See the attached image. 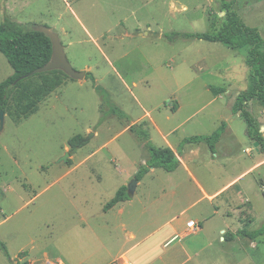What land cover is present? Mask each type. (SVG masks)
Returning a JSON list of instances; mask_svg holds the SVG:
<instances>
[{
  "label": "rangeland",
  "instance_id": "rangeland-1",
  "mask_svg": "<svg viewBox=\"0 0 264 264\" xmlns=\"http://www.w3.org/2000/svg\"><path fill=\"white\" fill-rule=\"evenodd\" d=\"M221 1L77 0L73 8L96 47L65 9L63 0H0V23L8 16L22 25L49 28L58 36L72 68L83 72L88 67L95 81L94 85L90 79L82 83L70 79L18 124L4 115L0 134V242L10 258L0 252V264L26 263L24 253L43 264V252L49 255L47 262L55 263L56 243L70 257L74 228L81 238L76 237L77 243L90 240L84 264H102L100 255L106 257L103 247L111 246V241L113 257L103 264L118 263L117 241L123 233L106 228L101 211L125 181L127 185L132 181L127 180L128 169L135 165L138 170L142 160L149 159L143 142L129 132L119 133L146 112L164 132L176 127L177 137L186 139L208 136L223 124L235 132V141L243 144V150L248 146L256 157L253 142H242L245 123L231 111L236 96L247 89L246 48L236 52L218 43L183 36L208 32L210 15L224 16L225 12H218ZM235 8L243 23L257 29L264 40V0H237ZM12 74L0 53V83ZM95 86L104 93L102 106ZM218 87L225 88L226 93L216 95L210 90ZM114 106L123 112L124 119L112 114ZM247 110L256 123H264L261 104L250 102ZM147 132L151 145L164 146L150 125ZM76 136H81L84 144L75 151V161L92 157L81 169L70 172L72 165L60 159L70 155L68 141ZM171 138L175 142V137ZM225 149L234 151L239 159H227L226 174L215 185L237 175L252 161L229 140L224 142ZM221 153L214 158L219 163L224 159ZM217 167L215 162V173ZM238 188L243 189L242 198L250 202L241 203L237 197L233 199L235 189L228 191L214 202L222 215L217 223L224 231L235 227L238 220L247 230L263 227L264 164L241 178ZM229 199L231 208H239L236 217L227 218L230 209L221 206V201ZM221 236L217 229L211 236L208 255L203 252L193 263L264 264V237L253 241L240 238L241 245L226 241L227 236L226 242L220 241Z\"/></svg>",
  "mask_w": 264,
  "mask_h": 264
},
{
  "label": "crops",
  "instance_id": "crops-1",
  "mask_svg": "<svg viewBox=\"0 0 264 264\" xmlns=\"http://www.w3.org/2000/svg\"><path fill=\"white\" fill-rule=\"evenodd\" d=\"M63 1L65 9L69 11L72 18L81 26L86 37H89V40L96 44L95 39H92L93 37L89 30L80 22L73 8V4H76L77 0ZM83 72H85V75L86 73H90L88 67H85ZM69 80L70 79L65 80L64 83L68 84L67 82H69ZM84 80L85 78L76 82L82 83ZM70 81L74 82L73 80ZM231 111L233 112L232 108ZM236 113H238L239 116L241 114L240 111ZM145 118H147V121ZM257 123L260 126L259 131L262 135L261 130L264 127V123L258 120ZM140 124H142L145 130L149 128V125L152 127L154 132L162 139L164 145L162 148L171 149L177 156L179 166L173 172H166L160 168L150 169L149 172L137 182L134 195L130 200L120 202L106 212H104V210L101 211L102 214H104L102 220H104L106 228L112 229L114 232L121 230L123 233L122 237L117 241L119 244L116 252V258H118L117 264H123L124 261L129 264H195L193 263L194 259L199 258L203 252L205 255H208L206 251H208L209 246H211V236L216 233L217 229L218 234L223 235L219 240L224 242H226L224 240L225 236L229 234L237 235L239 230L245 229L241 221L235 218L239 223L235 227L228 228V231H224V229L221 228L224 226L217 223V220L221 218L220 216L222 215L219 207L216 206L214 202L233 189H235L233 199L237 197L240 199L239 201H241V203L248 202L249 200L242 198L241 191L243 189L238 188V183L241 178L247 175L249 176L252 172L263 166L264 154H261L258 150V152L256 151V157H254L253 154L250 153L252 150H250L248 146L243 150V144L241 145L239 141H235V132L231 129H226V126L223 124L216 128V130H218L220 127H223V132L214 146V153H212L204 143L185 144L184 140L186 138L177 137L178 128L174 127L164 132L156 121L151 118L149 112L144 113L137 122L131 121L119 133L129 132V125ZM97 133L98 132H95L93 137H96ZM119 133L117 135H119ZM172 136L175 137V142L171 140ZM228 140L232 146L235 144V146L241 149V154L249 156L252 161L249 162L247 168H243L237 175L215 185L214 182L218 181V179H221L226 174L227 159L230 160L233 157L236 158V160L239 159V157L234 155V151L228 153V149L224 150V142ZM242 142H248V144L250 142L246 130L244 131ZM200 145H204L205 149ZM102 147L103 146L100 148ZM245 150L247 153H245ZM219 151H222L221 157H224L222 162H220L221 164L214 160V158L216 159L218 157ZM208 152L211 156L208 155ZM74 154L75 152L70 154L68 157L70 159L67 158L66 161L67 166L70 167L72 165L70 172H76L81 169L90 157H92L91 154L79 161H75ZM215 162L218 165L217 173L212 169ZM145 163L146 160L143 159L140 165H144ZM136 167L137 166L134 165L133 168L128 169L127 180L134 178L135 174L138 172ZM201 167L203 170L205 169V172L200 171ZM131 173H133V177ZM124 186H127L126 181L121 187ZM231 201V199L224 200V202L221 201V206H228L230 209L229 213L225 215L227 218L236 217L237 212H239L238 207L231 208V203H229ZM83 222L85 225L84 227H86V224L89 226V220L86 221V224L85 221ZM189 223H193V227H188ZM74 230L75 228L71 230V238L69 240V246L71 245V256L67 257L60 250L58 243H56V262H47L46 259L49 255L47 252H43V264H84L85 250L86 248L88 251L90 250V240L82 239L77 243L76 237L79 239L81 238L78 235V230L76 233ZM262 237L264 236L258 238ZM200 239H203L202 241L204 242L206 241V244H204V242L201 243ZM239 240L240 237L236 236L235 239L230 242L242 245ZM113 242L114 241H111V246L107 245L103 247L106 249V257L105 255H100V262L102 264L108 258L113 257V252H111ZM244 243L245 242H243V244ZM77 244L82 250V254ZM97 257L98 255L96 258ZM24 259V262L27 264H38L35 260H31L26 253H24Z\"/></svg>",
  "mask_w": 264,
  "mask_h": 264
},
{
  "label": "trees",
  "instance_id": "trees-1",
  "mask_svg": "<svg viewBox=\"0 0 264 264\" xmlns=\"http://www.w3.org/2000/svg\"><path fill=\"white\" fill-rule=\"evenodd\" d=\"M237 0H222L218 12H225L223 17L210 15V27L206 33L186 34L187 39H197L209 43H218L232 51L246 48L245 66L247 68V89L239 93L235 99L233 112H241L240 117L245 123L246 133L251 142H258V150L264 154V140L253 115L247 110L250 102H257L264 107V40L257 29L247 27L239 16L235 5ZM0 53L6 59L13 74L0 83V112L7 114L16 124L34 114L53 92L65 80L69 79L61 71H50L30 75L33 71L45 66L51 59L52 46L49 38L30 29L29 25H22L6 16L0 23ZM85 79H90L95 85L91 73H86ZM100 94L101 106L104 104V93L99 86H95ZM214 94L226 92L225 88H210ZM102 111V108H101ZM112 114L124 119V114L116 106ZM102 121V120H101ZM100 121V122H101ZM129 132L148 150L149 159L138 169L134 178L139 182L150 169L160 168L166 172H173L179 166V160L169 148H156L149 143V135L140 125H129ZM223 127L210 136H196L184 140L185 144L204 143L214 153V146L218 142ZM71 146L70 154L84 144L81 136L68 141ZM127 187H121L115 196L104 206V212L116 204L128 201ZM238 236L243 239L255 240L264 236V226L254 230H239L237 235H228L226 241H233ZM0 252L9 259L6 246L0 242ZM19 264V263H18ZM27 264V263H23Z\"/></svg>",
  "mask_w": 264,
  "mask_h": 264
},
{
  "label": "water",
  "instance_id": "water-1",
  "mask_svg": "<svg viewBox=\"0 0 264 264\" xmlns=\"http://www.w3.org/2000/svg\"><path fill=\"white\" fill-rule=\"evenodd\" d=\"M30 29L34 32L42 33L46 35L52 46V56L50 61L43 67L33 71L30 75L38 74V73H46L50 71H61L63 72L69 79L74 81H81L85 78V72H78L72 68L70 63L67 60L66 54L64 52V47L62 46L58 36L51 31L49 28L44 26L37 25H29ZM4 113L0 112V134L4 128ZM263 140H264V132H262ZM258 142L253 143L254 149L258 152ZM69 154L66 153L65 156L60 159V162L66 163ZM137 181L135 178L127 185V196L132 198L136 189ZM13 264H18L17 262H13Z\"/></svg>",
  "mask_w": 264,
  "mask_h": 264
},
{
  "label": "clouds",
  "instance_id": "clouds-1",
  "mask_svg": "<svg viewBox=\"0 0 264 264\" xmlns=\"http://www.w3.org/2000/svg\"><path fill=\"white\" fill-rule=\"evenodd\" d=\"M237 70L242 72V68L239 66V64H237ZM243 77L241 76L240 79H242Z\"/></svg>",
  "mask_w": 264,
  "mask_h": 264
},
{
  "label": "built area",
  "instance_id": "built-area-1",
  "mask_svg": "<svg viewBox=\"0 0 264 264\" xmlns=\"http://www.w3.org/2000/svg\"><path fill=\"white\" fill-rule=\"evenodd\" d=\"M188 227H193V223H189L188 224ZM123 264H129V263H127V262L124 261Z\"/></svg>",
  "mask_w": 264,
  "mask_h": 264
}]
</instances>
